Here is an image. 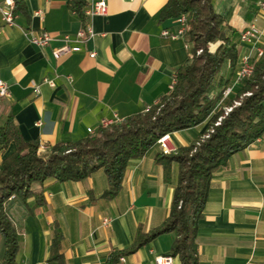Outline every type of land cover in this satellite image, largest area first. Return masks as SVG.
Returning <instances> with one entry per match:
<instances>
[{"label": "crops", "instance_id": "obj_1", "mask_svg": "<svg viewBox=\"0 0 264 264\" xmlns=\"http://www.w3.org/2000/svg\"><path fill=\"white\" fill-rule=\"evenodd\" d=\"M21 1L15 24H6L0 12V79L11 90L9 97L0 98V126L13 115L24 139L37 141L45 154L59 142L88 137V129L97 131L102 120L122 121L149 109L170 93L177 69L191 56V43L162 34L180 27L178 18L161 20L169 0H106L107 14L89 18L93 35L79 51L60 59L54 58L53 49L64 44L66 35L73 40L85 26L71 0ZM82 1L85 12L99 0ZM261 1L214 0L239 50L236 69L227 63L220 74L225 79L232 78L251 51L240 42V32L259 14ZM43 31L53 36L47 47L30 41L31 34ZM45 78L55 86L43 83ZM35 85H40L39 96ZM210 119L171 133L174 148L202 137ZM16 150L14 142L7 148L0 144V166ZM159 151L156 145L130 161L122 189L112 200L102 198L108 188L103 170L81 181H46V205L33 214L11 199L9 213L19 233L16 264H107L112 252L133 244L139 226L145 231L160 226L170 214L179 166L172 164L166 183L163 166L155 161ZM28 202L33 205L34 199ZM56 223L63 234L62 261H50ZM176 235L162 234L116 264H156L158 256L169 254ZM196 241L200 264H264V136L214 171ZM4 253L0 236V264ZM173 264H181L179 257Z\"/></svg>", "mask_w": 264, "mask_h": 264}, {"label": "trees", "instance_id": "obj_2", "mask_svg": "<svg viewBox=\"0 0 264 264\" xmlns=\"http://www.w3.org/2000/svg\"><path fill=\"white\" fill-rule=\"evenodd\" d=\"M15 2L17 12L22 1ZM85 4L82 0L70 1L84 25ZM182 15L187 20L182 39L192 44L191 56L177 69L170 93L146 111L101 126L96 134L86 138L59 142L44 156L38 153L37 141L24 139L13 115L0 126L2 147L7 148L11 142L17 147L0 166V236L5 243L4 264H16L19 250V233L8 208L11 199L21 202L33 214L46 205V181H81L103 170L108 188L102 198L112 200L122 189L132 159L146 155L164 134L194 128L211 117L202 137L170 154L159 151L155 155L156 163L163 166L166 183L172 178V164L176 162L179 166L168 217L149 231L139 226L133 244L112 252L107 260V264H116L122 256L136 252L158 236L176 232L169 254L179 257L181 264H200L196 238L214 171L264 136V49L255 60L251 75L216 111L223 91L232 84V79L220 74L227 63L232 71L236 69L239 50L227 34V17L216 11L214 0H169L161 12V20ZM218 41L221 45L212 51L210 45ZM213 91L216 93L211 95ZM226 108L231 109L226 111ZM31 198L33 205L28 202ZM62 238L56 223L50 261H62Z\"/></svg>", "mask_w": 264, "mask_h": 264}, {"label": "built area", "instance_id": "obj_3", "mask_svg": "<svg viewBox=\"0 0 264 264\" xmlns=\"http://www.w3.org/2000/svg\"><path fill=\"white\" fill-rule=\"evenodd\" d=\"M16 2L15 0H6V6H0V12L3 20L8 25L15 24L16 12L15 10ZM259 14L256 15L253 20L240 32V42L250 45L251 51L255 52V55L252 52H247L243 55L240 61L239 69L237 71L236 80L234 84H241L243 80L249 77L254 68V62L252 58L257 56V58L263 53L264 49V0L258 3ZM108 12V4L106 0H99L93 2L90 7L85 10V16L87 18L86 24L81 28L75 38L72 40L70 36L66 35L63 38L64 44L53 49V56L55 59H60L61 57L70 54L72 52L79 51L81 44L88 41V39L93 35V28L89 22V18L95 15H106ZM261 12H263L261 14ZM261 19L263 22L261 23ZM179 28L175 32H171L169 29H165L162 34L164 36L170 37L173 40L182 39L186 29H187V20L186 16L182 15L178 17ZM53 40V36L46 31L40 33H33L30 36V41L33 44H36L41 47H47ZM71 42H75V45H71ZM95 53L92 52L91 56H94ZM175 82V80H174ZM43 83H48L51 86H55L53 80L45 78ZM174 84V83H173ZM233 87H228L223 91V97L228 98L232 93ZM34 93L36 96L40 95V85L34 86ZM11 95L10 85L3 79H0V98L9 97ZM231 108H226V111H229ZM121 120H102L103 127L111 125ZM90 135L96 134L92 128L88 129ZM158 144L160 150L164 154H170L175 150L174 146L171 143V133L164 134L159 140ZM109 220L105 219L104 224H108ZM174 257L172 255H161L156 258V264H173Z\"/></svg>", "mask_w": 264, "mask_h": 264}, {"label": "rangeland", "instance_id": "obj_4", "mask_svg": "<svg viewBox=\"0 0 264 264\" xmlns=\"http://www.w3.org/2000/svg\"><path fill=\"white\" fill-rule=\"evenodd\" d=\"M226 31H227V34L229 33V31H230V29L228 28V24H227V26H226ZM257 59V56H255V57H253L252 58V61H255ZM237 71H238V68H237V70H236V72H235V74H233L232 75V84L231 85H229L228 87H233V90H232V93L229 95V97L231 96V95H235L236 93H237V91L240 89V87H241V84H234L235 83V80H236V75H237ZM227 87V88H228ZM214 92L215 91H213L212 93H211V95H214ZM223 97V96H222ZM228 97V98H229ZM227 98H225L224 100L221 98V100H220V102H219V104H218V107H217V110L216 111H219V109H221L224 105H225V100H226ZM157 145H159L158 143H157ZM160 148V147H159ZM38 153L40 154V155H42V156H44L45 155V152L44 151H38ZM47 154V153H46Z\"/></svg>", "mask_w": 264, "mask_h": 264}]
</instances>
